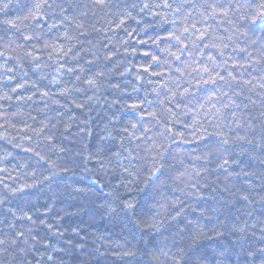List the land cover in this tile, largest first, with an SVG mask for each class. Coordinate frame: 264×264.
Wrapping results in <instances>:
<instances>
[{"label":"trees","instance_id":"16d2710c","mask_svg":"<svg viewBox=\"0 0 264 264\" xmlns=\"http://www.w3.org/2000/svg\"><path fill=\"white\" fill-rule=\"evenodd\" d=\"M0 264H264V0H0Z\"/></svg>","mask_w":264,"mask_h":264}]
</instances>
